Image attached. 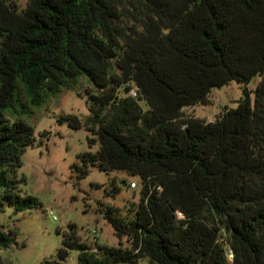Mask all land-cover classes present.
<instances>
[{"label": "trees", "instance_id": "1", "mask_svg": "<svg viewBox=\"0 0 264 264\" xmlns=\"http://www.w3.org/2000/svg\"><path fill=\"white\" fill-rule=\"evenodd\" d=\"M234 81L236 107L212 121L185 113ZM66 90L90 114L58 121L99 145L72 169L126 172L141 193L129 216L97 207L125 247L90 246L71 224L38 264L73 250L76 264H264V0H0V210L40 205L19 171L35 107ZM16 234L0 223V249Z\"/></svg>", "mask_w": 264, "mask_h": 264}, {"label": "rangeland", "instance_id": "2", "mask_svg": "<svg viewBox=\"0 0 264 264\" xmlns=\"http://www.w3.org/2000/svg\"><path fill=\"white\" fill-rule=\"evenodd\" d=\"M27 1L19 0V3L25 6ZM260 79L258 76L253 78L249 88L255 89ZM242 96L241 85L234 81L215 88L210 96L211 104H198L184 110L187 115L212 121L225 106L236 107ZM67 113H75L85 120L90 114L87 98L66 90L35 107L37 143L27 148L19 174L20 178H26L20 184L21 194L37 197L40 205L20 212L8 205L0 210V223L17 233V243L0 249L3 264H38L54 258L63 246L64 233L70 231L71 224L76 226L82 241L90 246H96V242L115 247L129 244L127 237L121 239L116 235L97 207L104 202L118 208L122 216H129L132 203H137L140 198V180L123 171L105 172L94 165L89 166L86 177L79 178L72 165L79 160L80 154L97 151L99 145L90 147L88 136L91 133L85 127L75 129L67 122L58 121L61 114ZM44 132L49 136L47 139L42 135ZM113 180L121 192L109 196L107 191L113 189ZM123 180L127 183L124 184ZM133 181L137 182L136 187L130 185ZM96 183L101 187L92 185ZM95 230H98L99 237H96ZM77 257L78 252L71 251L65 264H76Z\"/></svg>", "mask_w": 264, "mask_h": 264}, {"label": "built area", "instance_id": "3", "mask_svg": "<svg viewBox=\"0 0 264 264\" xmlns=\"http://www.w3.org/2000/svg\"><path fill=\"white\" fill-rule=\"evenodd\" d=\"M131 186H132V187H136V186H137V182H135V181L131 182ZM55 218H56V216H55ZM94 233L96 234V237H99V236H98V230H95Z\"/></svg>", "mask_w": 264, "mask_h": 264}]
</instances>
